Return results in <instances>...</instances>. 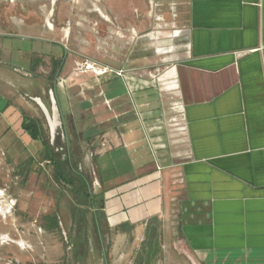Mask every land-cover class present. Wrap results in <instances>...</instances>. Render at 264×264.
<instances>
[{
	"label": "crops",
	"instance_id": "obj_1",
	"mask_svg": "<svg viewBox=\"0 0 264 264\" xmlns=\"http://www.w3.org/2000/svg\"><path fill=\"white\" fill-rule=\"evenodd\" d=\"M30 1L17 0L24 9ZM149 3L156 8L155 20L167 21V30L158 25L149 30L152 13L146 11L142 31L113 27L110 44L98 41L97 52L107 50L116 62L105 66L121 75L83 71L71 77L64 66L53 82L33 73L40 65L29 62L30 53L23 71L5 64L2 54L10 48L0 43V110H11L15 119L4 132L11 124L18 130L15 140L0 145V175L9 164L15 177L47 186L39 166L50 160L22 121L37 119L49 133L34 98L51 113L49 90L55 83L66 104L61 108L56 97L62 159L74 165L90 160L87 189L96 192L108 229L105 255L92 247L98 236L88 239L92 264H192L188 256L195 264H264V0ZM11 6L0 0V38L53 37L35 29L29 11L23 17ZM149 34L167 38L165 53L172 60L154 73L148 70ZM126 35L128 47L119 41ZM133 38L140 40L135 50ZM133 52L139 55L132 58ZM59 78L67 80L60 84ZM77 146L81 150L75 153ZM68 200L67 219L54 212L57 228L47 229L44 221L52 212L41 217L40 227L51 235L62 226L69 231L76 212L85 209ZM87 210L93 228L91 206ZM30 232L49 246L46 258L52 260V236Z\"/></svg>",
	"mask_w": 264,
	"mask_h": 264
},
{
	"label": "rangeland",
	"instance_id": "obj_2",
	"mask_svg": "<svg viewBox=\"0 0 264 264\" xmlns=\"http://www.w3.org/2000/svg\"><path fill=\"white\" fill-rule=\"evenodd\" d=\"M49 1V0H45ZM54 1V4L57 3L56 0ZM69 1L72 5L80 7V11L78 12V19H75L76 22H80V25L83 26H74L75 27V33L73 34V37L77 40L82 38L81 41L85 44L89 45V40L91 37L86 38L85 36H80L81 28H84L85 30H93L94 26H92V23L95 21L92 20V18L88 17L86 11H91V7L88 4V1L90 0H66ZM36 2V5L42 6L43 0H34ZM153 6V5H152ZM149 3L146 7L144 5V9L146 11H149L152 13V15H149V23H150V29L152 30V27L158 25L157 28H159V31H164L168 29V23L167 21H157L155 20V7H152ZM152 8V9H150ZM44 9V7H43ZM144 10V11H145ZM93 13V12H92ZM96 14V13H94ZM48 11L45 12L44 17L47 18ZM80 17L82 19H85L84 21H80ZM43 18V17H42ZM156 30V29H155ZM138 31V30H136ZM56 32V31H55ZM54 32V33H55ZM58 32H56V37H58ZM138 33V32H137ZM61 35V34H60ZM160 35V34H159ZM54 36V35H53ZM72 37V35H71ZM112 36L110 35V32L107 37L105 38H99L101 43L103 44H110V38ZM136 38V37H135ZM135 38L132 39V45H134V50L138 49L140 45V40L137 38L135 41ZM125 39V40H124ZM66 42L68 40V37L65 38ZM123 42V44H127L129 41L128 36L126 35L125 38H122V40H119ZM135 41V42H134ZM167 38L162 37L161 35L156 37L149 34L147 43H148V70L149 72L154 73V70L156 69L157 65H162L171 63V53L167 52L168 45H166ZM0 43L4 45V47L9 46V50L4 51L2 54V58L5 64L16 67L19 70H25L27 69L28 62L26 60V53L37 54L41 52H47L51 51L54 53V55H59V52H57L59 49L54 44L39 41L36 39H30V38H21L20 36L15 37H1ZM84 44V45H85ZM100 45L105 49V46ZM73 48H76L77 44L76 42H73L71 44ZM127 46V45H126ZM128 47V46H127ZM77 49V48H76ZM103 49V50H104ZM164 49V50H162ZM164 51L162 53V51ZM79 53H83L84 55L88 54V56L92 57L94 56V50L93 49H85V47L78 48ZM96 53V52H95ZM103 56L107 58V54L101 53ZM109 54V53H108ZM139 55L138 52H133L132 58L135 57V55ZM77 62H81L78 60ZM108 62V61H106ZM113 66H116V62H110ZM76 63L74 61L68 63L66 65L65 70L69 71L68 75L73 77L75 76L74 67ZM92 72L90 70H87V72ZM50 72V68L47 65H41L37 68L36 71H34V74L37 75H48ZM73 75V76H72ZM48 92H46L47 95ZM56 97L59 101V105H61V108L66 106L65 102L62 99L60 90H55ZM34 106L33 104H31ZM9 112L11 110H0V145L5 146L6 138L9 140L14 139L15 140V132L18 131L15 127L16 125H12V129L8 132H4L6 130L7 123H13V120L11 115H9ZM60 112V111H59ZM13 120V121H11ZM47 128V127H46ZM12 131V132H11ZM48 131L46 130V137L48 138ZM29 139V135L24 134V136L20 137V142L25 144V140ZM27 150L28 147H26ZM75 153L80 151L81 149L79 146L76 148H73ZM83 153V151H82ZM63 151H60L59 155H62ZM83 156V154H82ZM81 156V157H82ZM80 163H76L77 166H81L82 168H85V174L88 176L89 179H91L90 174V160L89 162L84 163V159H79ZM75 164V165H76ZM76 166V167H77ZM40 171L45 174V177L47 179L46 181V187L44 189L43 186H34L33 183L30 181H25L20 179L19 177H15L14 172L12 171V166L9 164H5L1 171L3 175H0V191L2 194L0 195V200H6V204L9 206L7 212L4 215L0 214V264H62L64 262V257L67 253V247L66 242L64 240V236H68V239L71 236V233L73 232V228L71 227L69 231L62 226L61 232L59 230H55L52 235L46 231L42 226V215L46 213H58L61 215L64 219L68 218L66 209L70 206V201L68 200L69 197L73 199V204L76 205L79 203V199L77 196H74L71 191L66 187L64 188L61 184L57 183L54 180L53 172H52V164L48 163H42L41 166H39ZM78 212H76L77 214ZM83 217L86 219V223L84 226V238L90 239L91 242L94 241L95 232L93 228L91 227V224L87 222V220L90 217V214H92L90 211L87 210L84 212ZM76 217V216H75ZM74 219V218H73ZM76 219V218H75ZM63 220V219H61ZM73 224V223H72ZM87 225L89 227H87ZM34 230L36 232L35 235L43 236L44 234L46 239L48 236H52L53 246H55L56 251L53 250L51 253L53 259L48 260L46 258V255H49V249L48 245H45L42 243L37 242L38 239L33 235L32 231ZM45 230V232H44ZM2 235L8 236L11 240L1 239ZM40 236V237H41ZM43 237H41V240ZM20 241H23L24 243L20 244L17 243ZM40 240V241H41ZM43 241V240H42ZM49 243V242H48ZM91 246V245H90ZM89 246V247H90ZM92 247L95 248V250H99L97 245L93 244ZM48 249V254L45 252V250ZM41 254V257L38 254ZM55 254V255H54ZM35 256V257H34ZM37 256V257H36ZM98 264H101L100 261Z\"/></svg>",
	"mask_w": 264,
	"mask_h": 264
},
{
	"label": "flooded vegetation",
	"instance_id": "obj_3",
	"mask_svg": "<svg viewBox=\"0 0 264 264\" xmlns=\"http://www.w3.org/2000/svg\"><path fill=\"white\" fill-rule=\"evenodd\" d=\"M56 1L57 3L54 4V1L43 0L42 6L40 7V5H36V2H34V0H31L30 3L27 4V6H24V9L20 5V3L17 2V0H8V2L12 4L10 9L12 12L24 17L29 11L30 15L28 17H30V20L34 21L33 25H35L34 27L37 31L39 27H42L43 29H45L46 31H50L51 34L54 35L51 38L39 36H33L29 38L54 44L59 49L57 51L59 52L58 56L54 55V53L51 51H47L42 55L40 53L29 55L28 58L29 62H31L32 64H37L40 66L42 64L47 65L50 68V72L48 73V75H46V77L53 82H56L61 69L72 61H74L75 63L78 60H80L81 62H93L97 66L104 65V67H106V64L112 61L110 59L111 57L107 53V50H105V52H102L107 54V58L103 56V54L98 53L97 47L98 41L100 40L99 38L107 37L109 32L111 31V28L116 27L126 32L129 26H133L136 30L142 31L144 26L146 25V10L143 8L144 5L145 7L147 6L146 0H90L88 1V4L91 7V11L86 12L88 17L92 18V20L95 21L94 23H92L94 29L89 31L87 29L85 30L84 28H81V32L79 34L80 36H85L86 38L91 37L88 45L81 41V37L77 40L73 37V34L75 33L74 26H83L79 24L80 22L75 21V19L79 18L78 12L80 11V7L72 5L69 1L66 0ZM47 11L48 16L46 18L44 17V15ZM100 11L104 12L108 16V19H104L101 16ZM80 21L85 22V19H82L80 17ZM55 31H59V33L57 34L58 37L55 36ZM60 34L63 36V41L59 40ZM7 35L13 36L12 34ZM66 37H68L67 42L65 40ZM73 42H76L77 49L71 47V44ZM107 45L108 44H106V46ZM81 46L85 47V49H93L94 56L90 57L88 56V54L84 55L83 53H79V51L77 50L78 48H81ZM61 147H63V144L60 141V146L57 147L56 150L61 151ZM93 193L94 191L89 187L88 194L90 196H94ZM2 206L7 208L4 213L0 212L1 215H4L7 212L9 206L7 204ZM89 206H91L94 214L93 230L95 231V237L98 236L100 239V242L97 244V246L98 248H100V251L103 253V255H105V239L108 236V229L104 225L103 220L98 221L96 219L97 209L92 203H89L88 205H84L85 209H82L83 211L80 215H82L83 217V214L85 215L84 212L86 211V208ZM80 215L76 214L75 216L79 217ZM75 218L76 217H74L73 220V232L71 233L70 238L68 239V236H64V240L66 242L65 245L68 251L66 253V256L64 257V262H62V264H92L90 260L91 247H89V240L87 238H84V235L82 234L84 232L86 219L81 218L80 223H77V218ZM78 224H80L82 228V233L78 232ZM79 234L82 235L79 236ZM1 239L11 240L6 235H2ZM17 243L22 244L23 242Z\"/></svg>",
	"mask_w": 264,
	"mask_h": 264
},
{
	"label": "trees",
	"instance_id": "obj_4",
	"mask_svg": "<svg viewBox=\"0 0 264 264\" xmlns=\"http://www.w3.org/2000/svg\"><path fill=\"white\" fill-rule=\"evenodd\" d=\"M23 129L31 136L32 139L40 140L45 151V158L50 160L52 164V172L54 180L67 187L74 196H77L80 204L88 205L92 203L97 209L96 219L102 220V212L98 211L99 206L95 201V196L88 194L87 186H89L88 176L84 171H80L76 168V165L70 162L68 158L62 159V155L59 150H56L60 146V139L55 137L54 142L51 144L50 137H46V133L39 120L34 118L25 117L22 121ZM68 168V170H67ZM82 209L77 214L82 213ZM82 217V215H80ZM76 216L77 223H80L81 217ZM44 221H47V229H55L58 227L57 218L55 214H50L44 217ZM78 232L82 233V228L78 224ZM83 234V233H82ZM82 234H79L82 235Z\"/></svg>",
	"mask_w": 264,
	"mask_h": 264
},
{
	"label": "water",
	"instance_id": "obj_5",
	"mask_svg": "<svg viewBox=\"0 0 264 264\" xmlns=\"http://www.w3.org/2000/svg\"><path fill=\"white\" fill-rule=\"evenodd\" d=\"M55 83L52 89L49 90V96L51 100V113L47 110L44 104L41 102L39 98H34V100L39 104L41 107L45 118L47 120V124L49 127V134H50V142L51 144L54 142L55 137L58 134V129L63 128V121L60 116L59 107L57 104L56 94H55ZM64 137V136H63ZM96 194V192H94ZM189 260L192 264H195V261L191 256H188Z\"/></svg>",
	"mask_w": 264,
	"mask_h": 264
},
{
	"label": "built area",
	"instance_id": "obj_6",
	"mask_svg": "<svg viewBox=\"0 0 264 264\" xmlns=\"http://www.w3.org/2000/svg\"><path fill=\"white\" fill-rule=\"evenodd\" d=\"M87 70L92 71L96 76H99V75L107 73V72H116L119 75L122 74V70L114 71L113 69H111L109 67L97 66L93 62H76L73 73L77 74L79 72H83V71H87ZM58 80H59L58 83L64 84L66 82L67 78H59Z\"/></svg>",
	"mask_w": 264,
	"mask_h": 264
},
{
	"label": "bare ground",
	"instance_id": "obj_7",
	"mask_svg": "<svg viewBox=\"0 0 264 264\" xmlns=\"http://www.w3.org/2000/svg\"><path fill=\"white\" fill-rule=\"evenodd\" d=\"M1 202H4V201H1ZM1 202H0V212L1 213H4L5 211H6V207H4V206H2V204H1ZM5 203V202H4Z\"/></svg>",
	"mask_w": 264,
	"mask_h": 264
}]
</instances>
